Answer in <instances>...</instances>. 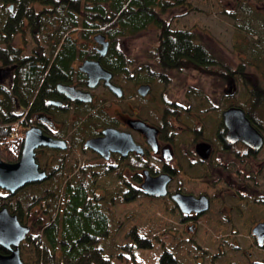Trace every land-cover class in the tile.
<instances>
[{"label":"trees","instance_id":"obj_1","mask_svg":"<svg viewBox=\"0 0 264 264\" xmlns=\"http://www.w3.org/2000/svg\"><path fill=\"white\" fill-rule=\"evenodd\" d=\"M187 1L0 0V63L15 66L12 80L0 83L1 159L8 163L20 159L23 134L30 119L37 113H50L46 102L56 94L58 82L85 84V75L76 69L75 64L78 59L99 57L91 48H80L82 42H88L96 32L103 33L110 40L109 52L100 58L101 63L126 89L150 80L159 84L169 82L165 76L157 75L152 66L135 71L129 78L131 63L118 48L121 39L132 37L150 26L159 30L156 45L148 50V57L157 66L163 70L191 68L210 73L208 69L216 61L209 48L194 31L173 28L164 16L167 10ZM230 14L240 20L235 11ZM246 29V22L237 23L235 49L241 47ZM77 31L81 33L79 39L74 35ZM26 34L35 44L29 55L22 54L15 42L17 37ZM250 34L258 35L255 32ZM229 70L226 75L240 83L247 94L243 106H239L244 107L252 122L260 126L257 116L264 109V81L260 76L245 72L244 68ZM198 102L197 111H209L205 109L211 105L207 94H198ZM76 105L77 111L87 117L83 121L85 132L93 134L94 130L106 126L108 117L101 111L92 112L93 104ZM186 107L180 109L162 99H154L147 108L149 116L157 123H164L162 116L180 117L181 114L191 118L193 123L190 108L187 110ZM84 111L86 115L82 113ZM218 118L221 129L223 122L221 116ZM198 131L191 127L189 134L192 136ZM77 134L83 137L82 131ZM50 157L56 160H50ZM38 162L48 173L45 180L27 184L14 194L0 190V209L6 207L18 216L21 223L32 224L38 229L21 244L35 245V264H113L116 255L119 259L133 257L136 248L153 247V240L139 233L137 226L125 229L129 215L122 220L116 210L119 204L138 200L154 202L156 198L145 195L139 186L131 185L118 167L86 160L80 164L78 156L49 148L38 150ZM257 203L264 212V196ZM162 209L177 214L168 205L163 204ZM120 234L122 238L118 237ZM0 253L8 251L0 246ZM218 256L219 253L214 258ZM159 264L182 262L164 247ZM249 264H264V258Z\"/></svg>","mask_w":264,"mask_h":264},{"label":"rangeland","instance_id":"obj_2","mask_svg":"<svg viewBox=\"0 0 264 264\" xmlns=\"http://www.w3.org/2000/svg\"><path fill=\"white\" fill-rule=\"evenodd\" d=\"M263 6L264 0H188L187 3L167 10L164 16L170 21L173 28L194 31L199 40L212 52L216 64L208 69L210 73L191 68L163 70L157 66L156 62L148 57V50L158 41L159 30L155 26H150L132 37L121 39L122 48L134 61L135 69L138 68L141 71L146 69L142 65L148 64L153 67L152 70L156 71L157 75L169 79L167 84H154L153 92L150 95L154 93L155 97L157 95L160 97L163 94L166 98L160 97L163 102H179L190 108V115L194 118V122H190L191 118L188 119L184 114H181L180 117L173 116L169 123L170 132H181L182 130V138L188 140L191 138L189 130L192 127L201 130L207 138L215 136L217 128L220 127L218 115L223 116L222 112L228 105L240 104L243 106V101L247 97L241 84H237L235 79L226 75L227 72H230L229 69L244 68L245 72L260 76L261 78H259L264 81ZM258 7L260 8L257 9ZM230 11H235L240 20L230 14ZM239 21L246 22L247 29L242 34L245 39L244 41L242 39L241 47L235 49L234 40ZM251 32L258 33V35H252ZM74 35L78 39L81 37L80 31L75 32ZM15 42L22 49L24 55L31 54L35 46L33 39L28 34L25 37H17ZM84 43L88 42L83 41L82 44ZM251 63H255L254 66ZM250 66L252 68H249ZM230 88L231 90L227 91ZM102 90L103 87H99L93 93H99ZM200 93L207 94L211 103L207 107L203 105L206 107L205 109L209 110L205 113L197 111L198 94L200 95ZM154 96L151 97L152 100H154ZM107 109L110 115H118L120 118L124 115L117 103L109 104ZM257 117L264 134V109L258 113ZM19 129L22 131L21 127ZM81 159H88L91 162L97 160L89 151L81 154ZM226 162L228 165L236 163L232 159L226 160ZM255 164V170L251 172V164L246 167L239 165V167L247 174L255 175V171L260 174L259 190L264 195V148ZM227 174L229 173L227 172ZM233 177L235 178L234 175ZM179 180H182L184 188L194 193H211L212 191L206 181L201 180L195 183L182 176L173 183L172 189ZM99 183L101 182L99 181ZM99 191L103 192L101 189ZM225 200L230 205H234L233 200ZM163 204L162 200L158 198L154 202L138 200L117 206L116 212L120 219L124 220L125 215H129L125 220L124 228L128 230L134 225L137 226L139 233L150 237L154 244L151 248H136L133 257L124 256L119 259L120 257L116 255L113 257V264H159L164 247L173 252L182 264H249V262L260 261L264 258V246L261 247L256 243V238L251 232L254 223L264 216V212L262 211L263 215L260 212L263 210L261 206H258L256 211L254 207H249L241 214L235 213V221L226 225L222 224L219 216L215 217L208 213L209 216H207L208 214L205 216L209 218L210 223H205L206 218L202 217L197 225L194 222L193 229L189 230L186 224L177 222V214L164 211ZM40 215L41 213H39ZM26 225L31 228L29 234L37 233L38 229L32 224ZM179 232H183L184 235L181 233L183 238ZM118 237L122 238V234ZM217 253L220 256L214 258ZM21 255L25 264H35V245L21 246Z\"/></svg>","mask_w":264,"mask_h":264},{"label":"flooded vegetation","instance_id":"obj_3","mask_svg":"<svg viewBox=\"0 0 264 264\" xmlns=\"http://www.w3.org/2000/svg\"><path fill=\"white\" fill-rule=\"evenodd\" d=\"M97 34H100V32L92 34L91 39L88 41V43L81 44L80 48H83L85 46L86 48H91L97 53V55H99V57L92 59H78L75 64L76 69L85 75V84L81 85L74 82H58L55 86L56 94H54L53 97L48 99L46 102L47 106H49L50 113H37L30 119L29 125L23 134V145L27 130H29L33 126L41 128L44 135L56 140H62L67 144V147L65 149L56 147L38 148L36 150L37 161L38 150H40L41 148H49L57 150L59 152H68L76 155L79 157L80 164L84 160L89 161L88 159H81V154H85L89 151L93 155V157L97 159L94 161V163H98L99 165L107 163L118 167V169L121 170L123 177L130 181L131 185L135 184L140 188L145 179L146 172H148V174L152 176H157L163 173L169 174L172 177V180L168 184L167 195L163 197H152L156 199L160 198L164 205H168L170 206V208L173 207L177 212V222L186 224L188 228L191 226L192 229V224H194L195 222L197 225V222L202 217L203 219L206 218L205 223H210L209 218L207 217L209 216L208 213L213 214L215 217L219 216V218L223 222L222 224L226 225L230 224L233 220L235 221V213L241 214L243 210H248L249 207H254L256 211L259 206V204L257 203L258 199L264 196L262 194V191L260 192L259 190L261 185L259 181L260 174H257L256 171L255 175H253V173L247 174L239 167V165L246 167L251 164L252 166H250V172L252 170H255V163L257 162V158L259 157L264 146L259 151H256L250 146L246 145L244 142H230L227 139L228 130L223 122V116H221V120L223 122L222 128H217L215 136H212V138L205 137L201 130L196 134H193L188 140H184V138H182V130L181 132H170L169 123L173 119L174 115L162 116L161 120L164 123H157L149 116V110L147 108L152 101L151 97L155 95L154 93L150 95V93L153 92V85L159 83L150 80L133 85L131 86L130 90L126 89L125 85L118 80L114 73L106 69L101 63L100 58L107 56L109 52L110 40L105 35L106 41H108L109 44L106 53L102 54L101 50L103 49V45L99 44L94 39ZM118 48L124 53L129 63H131V66H129L130 75H128V77L131 78V76L134 75L135 71L138 72L140 71V69H135V63L123 50L121 41L118 44ZM86 60L99 61L103 68L110 71L113 74L111 82L114 85L120 87L122 93L118 95L116 92L111 90L110 87L105 84L104 79L101 80L96 87H89L87 85V74L81 71L79 68ZM142 66L150 69L151 65L147 64L146 66ZM0 67L11 69L9 75L2 81H0V83L11 81L14 76L15 66L1 64ZM60 85L73 86L77 90L90 92V94L92 95V100L89 102L71 100L66 96V94H64V92L59 89ZM141 85H150V90L145 95H142L138 91ZM99 87H103V90L99 93H93ZM161 96L164 97L163 94ZM160 97L159 95H157L156 97L154 96V99L160 100ZM164 99L166 98L164 97ZM50 101L57 102L58 104H50ZM76 103L93 104L92 112L97 113V111H101L108 117L109 120L106 121V126H101L100 129L94 130L93 134H88L87 131L85 132L83 121L87 120V117L82 116V114L77 111V109L79 108L77 107ZM111 103L119 104L122 112L124 113V115H122L123 117L120 118L118 115H110L108 113L107 108ZM167 103L172 107L177 105L180 107V109H183L187 106L186 104L179 102L168 101ZM232 106L237 105H228L225 110L231 108ZM186 108L187 110L189 109L188 106ZM82 113L84 114L85 111ZM68 118L69 121L67 123L66 121ZM130 120H142L158 129V143L156 149H154L148 142V137L145 134L135 130L130 126ZM252 124L264 136L262 128L256 123L252 122ZM110 127L122 132L130 133L133 137V140L138 145L139 150H130L126 155H124L121 151H110V157L106 159L99 152L85 146L87 140L91 138L103 137V131ZM80 131H82L83 133L82 138L77 134ZM199 143H207L210 145L211 150L208 158L203 159L199 155L197 151V145ZM68 159L70 158L68 157ZM231 159L236 162L233 163L234 165L227 164L226 160ZM50 160H56V158L50 157ZM227 172L229 174H227ZM233 175L235 176V178L233 177ZM181 176L195 183H198L201 180L206 181L212 189L211 193H194L192 191H189L184 188V186H182V180L177 181L172 189L173 183L178 179V177L180 178ZM176 193L193 195L196 197L207 196L209 200V209L202 213H196L195 211H192L190 213L183 212L173 200L172 196ZM225 199L233 200L234 205H230ZM215 202L217 203L214 204ZM212 209H214L215 211ZM262 211L263 210H260L261 215H263ZM227 212L230 213L227 214ZM205 214L208 215L205 216ZM262 222H264V216L261 220L254 223V227ZM261 246H264V244Z\"/></svg>","mask_w":264,"mask_h":264},{"label":"water","instance_id":"obj_4","mask_svg":"<svg viewBox=\"0 0 264 264\" xmlns=\"http://www.w3.org/2000/svg\"><path fill=\"white\" fill-rule=\"evenodd\" d=\"M94 39L103 45L101 53L105 54L109 44L106 41V36L100 33ZM79 68L87 74V85L89 87H96L104 79L105 84L111 90L118 95L122 93L121 88L111 82L113 74L103 68L99 61L86 60ZM10 70V68L0 67V81L9 75ZM59 89L71 100L83 102L92 100L90 92L77 90L73 86L60 85ZM149 90L150 85H141L138 89L142 95L148 93ZM49 103L58 104L54 101ZM223 122L228 130L227 139L230 142H244L256 151L263 147V135L253 126L243 108L234 106L225 110L223 112ZM129 124L135 130L145 134L148 137V142L156 149L158 129L142 120H130ZM103 134V137L87 140L85 146L99 152L106 159L110 157V151H121L126 155L130 150H139L132 135L128 132L110 127L105 129ZM40 147L65 149L67 144L62 140L44 135L42 129L37 126L31 127L25 134L20 159L16 163H7L0 158V188L14 194L27 184L43 181L47 178L46 171L40 168L37 161L36 150ZM210 150L211 147L207 143L197 145V151L203 159L208 158ZM171 180L172 177L166 173L152 176L146 172L141 189L146 195L163 197L168 193L167 187ZM172 197L179 208L186 213L192 211L202 213L209 209L207 196L195 197L176 193ZM29 232L30 227L22 224L17 215L10 213L7 208L0 209V246L9 251L8 254L0 253V264H24L20 244L26 239ZM252 233L256 236L258 244L262 245L264 243V222L257 224L252 229Z\"/></svg>","mask_w":264,"mask_h":264}]
</instances>
